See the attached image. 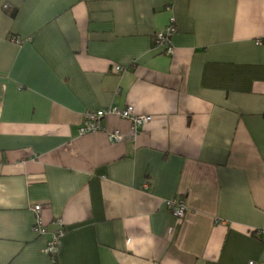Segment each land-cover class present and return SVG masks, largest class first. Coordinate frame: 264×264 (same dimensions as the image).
I'll use <instances>...</instances> for the list:
<instances>
[{"label":"crops","instance_id":"0c3cea01","mask_svg":"<svg viewBox=\"0 0 264 264\" xmlns=\"http://www.w3.org/2000/svg\"><path fill=\"white\" fill-rule=\"evenodd\" d=\"M0 97V264H264V0H0Z\"/></svg>","mask_w":264,"mask_h":264},{"label":"built area","instance_id":"2783aa9c","mask_svg":"<svg viewBox=\"0 0 264 264\" xmlns=\"http://www.w3.org/2000/svg\"><path fill=\"white\" fill-rule=\"evenodd\" d=\"M5 9L8 8V4H4ZM169 8V6H167ZM176 32V27L171 20L163 29L157 31L154 34V42L157 46H162L166 54L173 53L171 38ZM259 44L260 40H256ZM123 67L116 65L114 70L117 72L123 71ZM1 97H0V111H1ZM108 115H115L121 119L127 120L130 123L132 130L137 131L140 127L150 122V115L137 114L134 108L130 105L120 108L117 106H107L97 110H88L83 114V121L78 128V134L84 135L87 133L104 130L102 119ZM110 139H118L120 134L118 130L108 134ZM167 208L176 217H181L186 210V206L181 199H167L165 200ZM34 222L32 224V231L38 235L47 236L45 246L43 248L44 254L49 260V264H57L58 254L60 249L61 238L63 237L65 230L62 224L61 218L54 220V229L49 231L44 224L41 216L42 205L35 204L33 206ZM257 234L264 236V225L257 230ZM248 264H256L254 261H249Z\"/></svg>","mask_w":264,"mask_h":264},{"label":"trees","instance_id":"16d2710c","mask_svg":"<svg viewBox=\"0 0 264 264\" xmlns=\"http://www.w3.org/2000/svg\"><path fill=\"white\" fill-rule=\"evenodd\" d=\"M8 12H9L10 16H12V17L15 15V9H11Z\"/></svg>","mask_w":264,"mask_h":264}]
</instances>
